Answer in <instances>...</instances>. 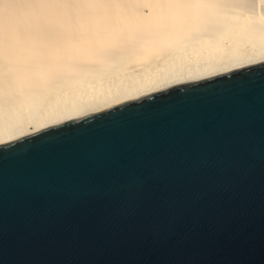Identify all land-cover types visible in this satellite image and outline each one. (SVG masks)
<instances>
[{
  "label": "water",
  "instance_id": "obj_1",
  "mask_svg": "<svg viewBox=\"0 0 264 264\" xmlns=\"http://www.w3.org/2000/svg\"><path fill=\"white\" fill-rule=\"evenodd\" d=\"M0 264H264V61L0 144Z\"/></svg>",
  "mask_w": 264,
  "mask_h": 264
},
{
  "label": "bare ground",
  "instance_id": "obj_2",
  "mask_svg": "<svg viewBox=\"0 0 264 264\" xmlns=\"http://www.w3.org/2000/svg\"><path fill=\"white\" fill-rule=\"evenodd\" d=\"M264 61V0H0V144Z\"/></svg>",
  "mask_w": 264,
  "mask_h": 264
}]
</instances>
